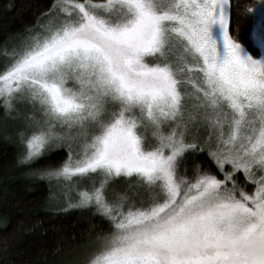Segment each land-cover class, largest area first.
I'll return each instance as SVG.
<instances>
[{
    "label": "snow or ice",
    "instance_id": "6c2138e0",
    "mask_svg": "<svg viewBox=\"0 0 264 264\" xmlns=\"http://www.w3.org/2000/svg\"><path fill=\"white\" fill-rule=\"evenodd\" d=\"M258 3L247 42L239 0H54L5 40L12 167L100 217L67 264H264Z\"/></svg>",
    "mask_w": 264,
    "mask_h": 264
},
{
    "label": "trees",
    "instance_id": "16d2710c",
    "mask_svg": "<svg viewBox=\"0 0 264 264\" xmlns=\"http://www.w3.org/2000/svg\"><path fill=\"white\" fill-rule=\"evenodd\" d=\"M54 0H0V48L5 40L23 32L37 21ZM237 0H233L236 3ZM255 0H239L240 11ZM234 9L233 31L248 34L254 25L253 15L237 21ZM253 54L257 49L248 42ZM0 112V264H57L72 245L70 237H80L89 224L100 223L90 211L69 209L56 211L48 206L49 187L45 180L29 179L12 167L19 148L15 130L7 125ZM8 136V139L5 136ZM53 156L51 163L62 158ZM207 166V164H206ZM5 241L7 251H4ZM78 242V241H77Z\"/></svg>",
    "mask_w": 264,
    "mask_h": 264
},
{
    "label": "rangeland",
    "instance_id": "374dc122",
    "mask_svg": "<svg viewBox=\"0 0 264 264\" xmlns=\"http://www.w3.org/2000/svg\"><path fill=\"white\" fill-rule=\"evenodd\" d=\"M255 6H256V12L255 13H253L252 15H253V20H254V24L260 19V10H259V3H258V0H255V4H254ZM37 22V21H36ZM5 49H4V47L2 46L1 48H0V68H2V66H3V60H4V57H5ZM7 125H13V126H15V127H19L20 126V121H18V120H12V119H9L8 121H7ZM47 183H48V181L47 180H45ZM55 190V189H54ZM49 195H50V193H49ZM48 198H49V196H48ZM47 204H48V206L50 207V209H53V210H55L53 207H52V201H50L49 199H48V202H47ZM70 258V256H69V253H66L59 261H58V263L57 264H67V260Z\"/></svg>",
    "mask_w": 264,
    "mask_h": 264
}]
</instances>
